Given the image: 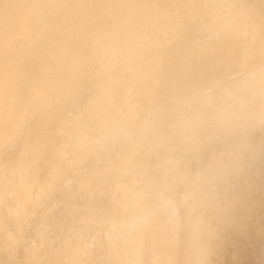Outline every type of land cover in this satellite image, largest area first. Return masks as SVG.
Returning a JSON list of instances; mask_svg holds the SVG:
<instances>
[{
  "label": "bare ground",
  "instance_id": "obj_1",
  "mask_svg": "<svg viewBox=\"0 0 264 264\" xmlns=\"http://www.w3.org/2000/svg\"><path fill=\"white\" fill-rule=\"evenodd\" d=\"M0 264H264V0H0Z\"/></svg>",
  "mask_w": 264,
  "mask_h": 264
}]
</instances>
